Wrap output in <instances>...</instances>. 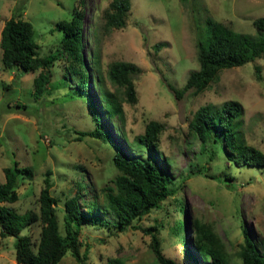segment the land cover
<instances>
[{
	"label": "rangeland",
	"instance_id": "1",
	"mask_svg": "<svg viewBox=\"0 0 264 264\" xmlns=\"http://www.w3.org/2000/svg\"><path fill=\"white\" fill-rule=\"evenodd\" d=\"M111 1L0 0V42L7 20L23 17L34 26L39 55L53 57L49 93L36 99L34 78L42 69L6 68L0 45V182L5 181L4 168L16 161L31 167L33 175L21 178L19 200L13 205L20 212L39 211L40 192L51 171L52 194L58 199L57 214L65 234L67 198L85 187L84 198L95 197L103 205L105 188L114 186L121 173L113 161L118 145L147 157L148 148L136 137L156 120L164 125L159 159L173 179L170 185L175 194L125 231L113 227L116 219L107 209H103V218L108 226L84 223L81 264H161L152 247L154 234L168 257L193 264L188 250L198 253L177 232L184 219L208 225L230 262L241 264L239 254L247 234L264 250V166L231 161L221 139L203 149L189 123L202 106L239 101L243 113L234 125L236 135L264 152V57L221 70L200 93L189 90L177 96L170 85L183 89L190 74L200 68L199 48L200 44L209 46L211 20L258 36L255 21L264 17V0H131L126 27L106 30L104 12ZM75 8L85 12L88 90L100 108L101 122L113 135L107 141L81 134L95 129L99 117H94L92 106L81 94L78 76L65 74L70 60L61 48L63 33L57 24L71 19ZM159 43L163 45L160 49L156 47ZM93 52L94 58L90 56ZM115 61L133 62L141 68L134 75L136 103L126 101L123 87L110 80L108 70ZM101 89L114 93L122 103L120 116L106 114ZM17 102L28 107L17 108ZM152 227L156 229L147 230ZM40 231L37 223L22 234L38 241ZM190 236L193 240L195 228L191 226ZM16 242V236L0 234V264H18ZM59 264L80 263L68 253Z\"/></svg>",
	"mask_w": 264,
	"mask_h": 264
},
{
	"label": "trees",
	"instance_id": "2",
	"mask_svg": "<svg viewBox=\"0 0 264 264\" xmlns=\"http://www.w3.org/2000/svg\"><path fill=\"white\" fill-rule=\"evenodd\" d=\"M82 4L85 0H79ZM132 8L131 0H112L104 12V28L121 29L127 25L128 14ZM85 12L75 8L71 19L60 20L57 29L63 33L61 48L70 60L69 73L78 76L81 94H85L92 106L94 117H99L97 127L91 131H82V135L91 136L107 141L106 137H113L110 129L101 122V111L92 99L88 90L90 77L87 73L85 59ZM259 35H249L237 32L228 24L210 21V43L208 47L200 44V68L193 71L183 89H173L177 96L184 92L194 90L203 92L210 83L216 79L219 72L225 68L242 66L247 62L264 57V17L255 21ZM3 55V64L6 68H20L25 71L41 72L34 78V95L41 99L49 93L53 73L51 66L53 57L40 56L39 45L35 40L33 24L23 17L7 20L0 42ZM163 45L157 44L160 49ZM94 52L90 54L96 57ZM141 72V68L127 61H115L110 64L108 75L110 80L124 89L125 99L129 103L138 100L134 75ZM100 86V83H99ZM102 90L101 98L106 114L114 117L120 116L124 109L116 95L110 91ZM17 108H27L28 105L17 102ZM100 112V113H99ZM243 113V106L239 101L230 100L218 107L205 105L200 107L189 123V128L199 137L202 148L205 149L210 141L218 143L224 141L228 158L235 163H245L252 166H264V152L245 144L238 138L234 125ZM164 130V125L156 120L146 125L143 134L136 140L148 148L150 155L143 157L126 145H118L113 156L115 166L120 174L113 181L114 186L105 188V202L99 205L95 197L85 199L83 190L78 191L65 201V231L63 234L57 214L58 199L52 194L53 181L51 171L47 172L45 185L39 196V211L27 210L20 212L13 204L19 200L17 191L22 177H31L33 169L23 167L16 161L12 166L4 168L5 181L0 182V234L2 237L16 236V260L18 264H59L71 253L81 264L84 257L81 253V228L84 223L109 225L103 218V209L110 210L115 216L113 227L125 231L136 220H141L152 211L159 209L164 201L175 194L171 188L172 177L162 166L158 155V143ZM108 137V138H109ZM83 199V201H82ZM84 203V205H83ZM181 210L184 212L185 204L181 201ZM41 224L38 241H34L30 234H22L24 230L34 224ZM195 228V236L188 239L190 226ZM152 227L147 230H155ZM146 230V231H147ZM177 232L183 239L191 242L197 255L190 250L189 256L193 264H232L228 253L222 247L219 237L204 223L193 219L181 220ZM246 242L242 245L240 257L241 264H264V250L247 234ZM153 250L161 264H181L168 257L156 234L152 243ZM199 257V258H198ZM112 261L111 264H116Z\"/></svg>",
	"mask_w": 264,
	"mask_h": 264
}]
</instances>
